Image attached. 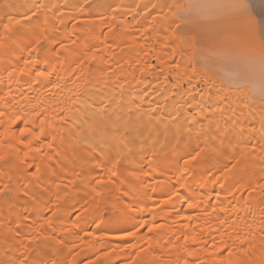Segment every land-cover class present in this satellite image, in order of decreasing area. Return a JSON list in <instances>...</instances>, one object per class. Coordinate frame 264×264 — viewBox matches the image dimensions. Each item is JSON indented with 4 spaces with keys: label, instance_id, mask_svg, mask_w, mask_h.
<instances>
[{
    "label": "bare ground",
    "instance_id": "1",
    "mask_svg": "<svg viewBox=\"0 0 264 264\" xmlns=\"http://www.w3.org/2000/svg\"><path fill=\"white\" fill-rule=\"evenodd\" d=\"M94 1L0 0L30 16L0 50V264H264L259 63L208 59L258 30Z\"/></svg>",
    "mask_w": 264,
    "mask_h": 264
},
{
    "label": "snow or ice",
    "instance_id": "2",
    "mask_svg": "<svg viewBox=\"0 0 264 264\" xmlns=\"http://www.w3.org/2000/svg\"><path fill=\"white\" fill-rule=\"evenodd\" d=\"M172 7L176 8L178 11L188 13L187 17H183V16L178 17V20L184 24L198 23L199 20L202 18L200 14L201 10L222 8L227 10L230 19L242 22L248 29L252 31L253 35H255L257 28L260 26V21L256 20L255 17L252 15V8H254L255 5L251 4V0H228L227 3H223V4H210V3H205L204 0H192V3L189 4L186 8L182 9L179 4L173 5ZM261 7H264V0H261ZM39 8L40 5H36L35 8L33 9L32 15H35L36 11H38ZM193 13H195V15H193ZM203 18L216 19V17L214 16H204ZM23 20H30V16L25 15L24 17L17 19L11 14H6L5 18L2 21H0V50L8 49L7 41L10 36L14 35L13 28L15 26L22 25ZM177 27H180V23L177 24ZM192 47H195V44H192ZM201 51L207 52L208 50L204 48L201 49ZM208 59L229 60L237 63L240 62L252 63L258 61L260 68V77L262 81L261 90L262 92H264V32L260 33V45H259L258 57L241 56L227 51L213 50L212 55L209 56ZM31 62L32 61H25L26 64ZM36 75L43 76L44 73L37 72ZM2 115L3 113H0V116ZM26 131H27L26 128H22L20 130L21 135H23ZM21 142L23 143V141ZM198 155L199 153L191 156L189 160L185 161V164L187 165L188 163L195 161ZM97 183H99V181ZM72 210L74 212H77V218L79 219V211L75 207H73ZM87 210H88L87 208L84 209V211ZM100 223H103V221H100ZM100 223H97L96 226L99 227ZM144 223L147 222L145 221ZM144 223H141L139 227H143ZM149 231H151V228H149ZM123 234L125 236H132L135 233L132 230H124ZM187 239L188 237H185V240ZM21 264H24V262L21 261ZM52 264H55V261H52Z\"/></svg>",
    "mask_w": 264,
    "mask_h": 264
},
{
    "label": "rangeland",
    "instance_id": "3",
    "mask_svg": "<svg viewBox=\"0 0 264 264\" xmlns=\"http://www.w3.org/2000/svg\"><path fill=\"white\" fill-rule=\"evenodd\" d=\"M100 1H102V0H100ZM99 0H95L94 2H93V5L94 4H97L98 2H100ZM254 1V5L257 7V9H258V11H257V13H258V15H259V13H260V16L261 17H258V15L256 16V20H258V21H260V26L257 28V30H258V32H257V36L255 37L257 40H258V42H260V33L261 32H264V7H261V0H253ZM253 1L251 0V3H253ZM255 3H257V4H255ZM6 4H1L0 5V8H1V10H3V11H1L0 12V15H3V14H5V12H7V11H9V9L8 8H6ZM8 7V6H7ZM10 9H11V7H9ZM46 9L47 8V6H45V7H43L42 6V9ZM8 9V10H7ZM34 9V8H33ZM39 9H41V6H40V8ZM256 9V8H255ZM2 13V14H1ZM32 13V12H31ZM263 14V15H262ZM108 15V14H107ZM126 16H128L127 17V20L129 21H131L132 19H133V17H131V16H129L128 14L126 15ZM126 16H123V18H121V19H124V18H126ZM258 17V18H257ZM263 17V18H262ZM136 18H138V17H136ZM261 18V19H260ZM243 29H248L245 25L242 27ZM242 40H248V37H243L242 38Z\"/></svg>",
    "mask_w": 264,
    "mask_h": 264
}]
</instances>
